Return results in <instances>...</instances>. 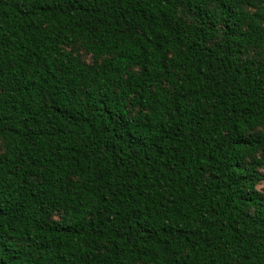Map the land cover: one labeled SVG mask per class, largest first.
<instances>
[{"label": "trees", "instance_id": "obj_1", "mask_svg": "<svg viewBox=\"0 0 264 264\" xmlns=\"http://www.w3.org/2000/svg\"><path fill=\"white\" fill-rule=\"evenodd\" d=\"M0 264H264V0H0Z\"/></svg>", "mask_w": 264, "mask_h": 264}, {"label": "rangeland", "instance_id": "obj_2", "mask_svg": "<svg viewBox=\"0 0 264 264\" xmlns=\"http://www.w3.org/2000/svg\"><path fill=\"white\" fill-rule=\"evenodd\" d=\"M84 58H85L86 60L90 61V57H89L88 55L84 54Z\"/></svg>", "mask_w": 264, "mask_h": 264}]
</instances>
